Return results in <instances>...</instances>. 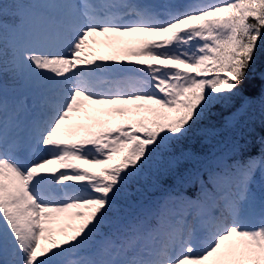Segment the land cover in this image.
I'll list each match as a JSON object with an SVG mask.
<instances>
[{"label": "snow or ice", "instance_id": "obj_1", "mask_svg": "<svg viewBox=\"0 0 264 264\" xmlns=\"http://www.w3.org/2000/svg\"><path fill=\"white\" fill-rule=\"evenodd\" d=\"M262 54L264 0H0V264H264Z\"/></svg>", "mask_w": 264, "mask_h": 264}, {"label": "trees", "instance_id": "obj_2", "mask_svg": "<svg viewBox=\"0 0 264 264\" xmlns=\"http://www.w3.org/2000/svg\"><path fill=\"white\" fill-rule=\"evenodd\" d=\"M260 64L264 65V54L260 57ZM239 143L243 146L241 149V158L264 159V147L261 146V139L264 138V116L258 109L253 110L249 118L238 133L233 134ZM185 146H192L191 142H186ZM199 147V145H195ZM152 172L146 170L144 175L134 183L130 188V196L136 199L150 197L153 190L150 188Z\"/></svg>", "mask_w": 264, "mask_h": 264}, {"label": "rangeland", "instance_id": "obj_3", "mask_svg": "<svg viewBox=\"0 0 264 264\" xmlns=\"http://www.w3.org/2000/svg\"><path fill=\"white\" fill-rule=\"evenodd\" d=\"M138 43H139V41L136 40L135 38L130 40V46H137ZM93 47L96 48L97 53L100 55L118 54V53H115L114 49L108 47L106 44L93 45ZM97 107L98 106L89 107V106L85 105V108L82 109L78 113H74L72 120L68 121L67 123L69 125H72V126H80V125L88 126V125H91L93 123V121L86 118V114L91 113L93 111V109L97 108ZM97 115H99L101 119L109 121L111 124L119 123L123 119L122 117H119V116H108L106 114L102 115L99 113H97ZM256 162H257V164H259L261 162V160H260V162L259 161H256ZM84 167H89L93 171H100V168L102 166L84 165ZM64 226L65 225H60V224L54 225V227L57 229V232L55 234L56 239H58V240L62 239V235L59 232V228L64 227Z\"/></svg>", "mask_w": 264, "mask_h": 264}]
</instances>
